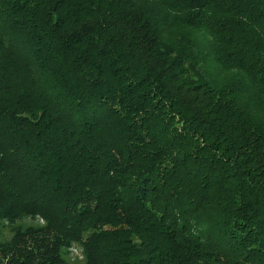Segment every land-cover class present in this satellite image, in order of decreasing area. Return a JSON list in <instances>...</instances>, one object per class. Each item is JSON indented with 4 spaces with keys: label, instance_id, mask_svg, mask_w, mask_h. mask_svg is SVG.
<instances>
[{
    "label": "trees",
    "instance_id": "1",
    "mask_svg": "<svg viewBox=\"0 0 264 264\" xmlns=\"http://www.w3.org/2000/svg\"><path fill=\"white\" fill-rule=\"evenodd\" d=\"M188 8L215 38L157 30ZM0 264H264V0H0ZM0 237L2 234L0 232Z\"/></svg>",
    "mask_w": 264,
    "mask_h": 264
},
{
    "label": "rangeland",
    "instance_id": "2",
    "mask_svg": "<svg viewBox=\"0 0 264 264\" xmlns=\"http://www.w3.org/2000/svg\"><path fill=\"white\" fill-rule=\"evenodd\" d=\"M138 5H151L152 0H134ZM156 16L157 30L163 35L164 38L173 42L177 46L187 45L193 43L200 47L205 57L204 62L207 64L209 72H213L221 79L228 77L230 74H225L218 66L215 58V52L213 44L215 38L208 33V29L203 23H197L191 25L187 21L188 15L191 11L188 8H180L176 11H170L166 6L161 5L155 7L153 10ZM44 222L31 216H20L13 219H8L5 222L0 223V232L2 238L0 240H11L12 226H39ZM62 258L66 261V264H87V252L78 243H72L71 247L63 249L61 251Z\"/></svg>",
    "mask_w": 264,
    "mask_h": 264
}]
</instances>
